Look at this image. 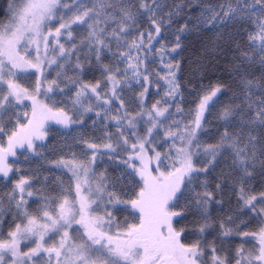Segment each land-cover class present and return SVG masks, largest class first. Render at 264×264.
<instances>
[{"label":"snow or ice","instance_id":"obj_1","mask_svg":"<svg viewBox=\"0 0 264 264\" xmlns=\"http://www.w3.org/2000/svg\"><path fill=\"white\" fill-rule=\"evenodd\" d=\"M156 6L157 0H152V6L146 2L140 4V9H145L150 16L152 29L147 33L140 32L137 37L131 31L137 16L133 14L129 0H10L8 23H0V137H7L6 147L0 140V175L5 178L9 176L12 167L8 164V157L15 156L17 148L33 150L34 141L44 139L47 135L46 121L53 120L65 126L85 123L83 119L74 120L65 108L56 107L58 103L70 104L71 110L82 116L93 110L91 105L85 107V101L91 102L94 98L96 106L104 111L105 118L111 111L109 106L116 101H119L117 112L124 109L122 115L112 117L117 131L106 133L109 142L103 147L113 155H118V148L127 154L121 160L126 166L125 174L129 177L139 176L142 186L136 199L124 201L114 190H108L103 175L99 181H92L90 177L95 175L92 165L100 149V145L95 143L87 144V148L93 151L86 161L73 159L70 162H56L72 172L75 195L69 188L61 197L45 200L42 206L29 211L25 194L29 197L33 195L32 191L27 190L31 184L28 179L21 178L8 194L9 204L14 201L17 212L12 217L14 226L9 228L6 236L0 232V264H264V192L259 196L246 195L245 188L257 170L264 174V0H235V7L230 2L226 9L221 6L220 11L206 9L214 12V15L205 18L202 21L205 24L230 18L244 19L254 25L255 30L249 33L248 40L256 55L252 57L245 53L243 58L258 63L260 68L258 76L255 71L236 69L240 74L241 102L226 107L220 113L219 118L225 122L224 130L215 144L208 145L201 144L197 130H202L204 112L210 110L209 102L220 92L219 86L200 98L191 124L182 127L178 120L168 124L167 121L174 115L169 112L171 105L168 98L174 99L180 87L175 78V69L179 68V64H168L167 76L162 79L168 85L163 103L169 106L160 107L161 101L158 100L151 108H145L144 97L149 89L144 88V84L151 81L147 69L142 70V64L147 59V52L154 47L151 42L161 35V23L155 18ZM137 13L143 14L139 13V9ZM171 15L169 13V21ZM53 21L58 26H54ZM185 28L186 25L180 31ZM79 29H84L86 36L77 45L73 32ZM64 35L68 36L71 48L66 49L60 43ZM145 37L147 45L144 43ZM176 40L173 52L180 47L179 36ZM41 44L45 56L50 48L57 53L48 60V65L55 64L65 73L66 65L73 67L69 60L76 56L74 68L77 76L66 77L58 70L57 78L65 75L68 83L61 88L57 80H53L43 93L51 101V106L36 98L40 94L41 81H37L34 92L18 82V71L29 67L41 70ZM113 45L115 52L112 51ZM30 46H35L34 59L30 55ZM84 49L87 50L84 60L91 65L94 57L103 78L94 85L82 83L80 79L83 67L78 53ZM21 52L25 54L21 55ZM141 52L145 55L141 56ZM109 54L115 61L114 65L103 63ZM165 54V46L162 45V62ZM121 64L126 67L120 68ZM129 72L132 74L130 79L144 88L139 94L138 106L141 111L135 115L127 110L128 106L117 91L122 82H128L121 78L128 77ZM73 91L74 96L71 95ZM56 92L67 97V100L60 101L48 96V93ZM25 100L32 102L31 117L22 123L20 114L14 109L23 105ZM81 109L83 112H80ZM182 111V108H176L177 113ZM96 115L100 116V112ZM13 116L15 125L9 128ZM23 116L28 117V113L24 112ZM145 116L147 119H144ZM5 117H8L7 123ZM95 123L93 120V125ZM233 127L238 131L232 132L230 129ZM113 136L116 137L114 143ZM161 138L163 144H170L169 150L164 153L156 151L154 147ZM222 157L231 161V171L239 175L241 210L247 209L245 214H251V218L258 219L262 225L257 233H241L240 225H235L236 234L258 241L253 245V250L247 253L243 244L250 240L243 241L233 254L223 246L218 249L214 242L209 244L203 235L195 243L185 244L181 241L184 229L177 230L173 226V218L181 216V213L172 209L178 207L179 201L184 198L185 207L195 203L205 222L199 232L203 234L206 228H211L208 205L214 199L212 194L207 191L197 193L193 200H188L185 194L191 191L190 186L198 179L195 174L207 173ZM168 161L170 163H166ZM161 167L165 170L161 171ZM153 171L157 174L153 175ZM216 187L220 189L221 185L217 184ZM119 204H130L131 209L139 213L138 223H126L123 227L116 223L107 205L115 208ZM100 210H103V215L96 214ZM3 214L0 208V216ZM18 217L20 222H16ZM5 223L0 219V226ZM228 223L234 224L232 217L228 218ZM113 228L117 230L113 231ZM220 228L224 237L233 234V228H226L223 223Z\"/></svg>","mask_w":264,"mask_h":264},{"label":"rangeland","instance_id":"obj_2","mask_svg":"<svg viewBox=\"0 0 264 264\" xmlns=\"http://www.w3.org/2000/svg\"><path fill=\"white\" fill-rule=\"evenodd\" d=\"M132 7L133 14L137 16V11L135 9V5L133 3L130 4ZM157 5L154 10L156 12L155 18L158 23H161V28L164 29V42H160L154 46V48L147 53V59L143 61L142 70L144 68L147 69L149 74V80L151 83H145L144 88H148L149 91L147 95V106H151L156 101H161L160 107H168L169 105H165L163 103L165 97V93L168 91V85L165 79L162 77H166L168 73V69L166 65H176L177 64V52L178 48L175 52L172 49L176 46L177 40L176 37L180 36L184 31H180L181 28L188 29V26L192 24L191 19H189V25L186 23L188 20L182 22L180 19V14L177 9L167 8L163 2H157ZM152 6V3L151 5ZM208 11L202 12L199 17H201V21H203V16ZM169 13H171V19L169 21ZM226 19V18H224ZM131 23V22H129ZM203 23V22H201ZM52 24L54 26H58L56 21H53ZM146 31L144 33H147ZM155 35V32L152 33ZM86 36V31L84 29H79L73 32V38L75 39L77 45L80 44L82 40H84ZM160 36L157 37L156 40L159 39ZM153 40L152 42L156 41ZM69 38L67 35H64L60 39V43L65 45V48H71V44L68 42ZM151 42V43H152ZM145 45L148 44L147 37L144 40ZM165 46L166 54L163 57V62L161 61V46ZM30 55L31 58H35V46H30ZM87 50L79 52L80 63L83 67V72L80 73V79L82 83H93L98 80H102L100 70L95 65L94 57L92 58V64L90 65L84 60V52ZM112 51L115 52V45L112 46ZM24 52H21V55H24ZM41 58L43 63L41 64V70H37L36 68H25L22 71H18V82L29 89L30 92H34L37 81L42 82V87L40 89V94L37 95V100L42 101L44 103H48L51 106V101L46 99L43 93L45 92L48 84L57 80L60 84L61 88H64L68 83V80L65 78V75H62L59 79L57 78V71H61L65 73V70H61L57 68V65H48V60L52 59L57 55V53L53 52L50 48L47 56L44 55L43 44H41ZM141 56H143V52H141ZM45 58V60H44ZM108 60H112L110 54L106 59H104L103 63L105 64ZM62 62V61H60ZM68 63H71L73 67L69 68L66 65V77L75 78L77 76V72L75 71L74 65L76 63V56H72ZM115 64V63H114ZM120 68L126 67L125 64L119 65ZM131 72H129L128 77L121 78L122 80L128 81L127 83L122 82L119 86V89H122L123 98L126 102V106L128 109L133 107L134 104H139V97L137 95L140 94L144 90L139 83L135 80H131ZM175 78L178 82V69H175ZM130 84V87H129ZM109 88L111 85L108 86ZM71 95H75V91L71 93ZM111 93H109V96ZM49 97L53 99H58L60 101L67 100V97L60 96L59 92L56 93H48ZM135 97V99H133ZM215 98L213 97V101L209 102V107L215 102ZM169 104V112L173 113V117L170 118L167 123L172 124L173 120H178L183 127L186 124H191L194 120L197 105L199 104V100L196 99L194 94L190 93L188 95H183L180 92L175 96V98H168ZM31 104L30 100H25L23 105L17 106L14 111L20 114V119L22 123H26L27 119L31 117ZM91 105V102L85 101V107ZM56 107H63L67 111L68 115L71 116L74 120L83 119L85 123L83 125L79 123H70L67 126L63 124H57L53 120H49L45 122V131L47 135L43 140H37V146L34 147L33 150L25 151L23 154L18 155L17 163L10 164L12 167V171L9 173L7 178L0 175V208L3 209V215L0 216V219L6 221L3 226H0V232L6 236L9 228L14 226L12 225V217L17 212L15 208V202L13 201L11 205L9 204L8 194L14 188L15 183L19 181L21 178H25L29 180L31 184V188L27 189L32 191L33 195L31 197L25 194V199L28 201L29 211L34 210L37 206H42L45 200L51 201L54 198L61 197L63 194H66L69 188H71L72 194L75 195V180L72 177V172L68 167L63 165H57V161H73L75 159L77 162L80 160H88L92 156L91 149L87 148L88 143H95L100 145L99 152L96 155V161L92 165L93 171L95 173L94 176H91L92 181H99L101 175H103L105 181L108 184V190H114L117 196L124 201H130L132 199L137 198V194L142 186V182L140 181L139 176H131L129 177L125 174L126 166L121 163L123 158H126L125 153L121 151V149H117L118 155L110 154L109 150L103 147V144L108 143L109 141L106 139V133L111 134L117 131L115 127V120L112 119L114 116L122 115L120 112H117L116 102L110 105L111 111L107 113V118H105V113L98 106H95V110L87 113H83L81 116L80 113L74 112L71 110L70 104L58 103ZM180 107L183 109L182 113H177L176 108ZM27 112L28 117H24L23 113ZM83 112V109L80 110ZM100 112V116H97L96 113ZM133 113V111H131ZM207 109L204 112V118L206 115ZM146 117V116H145ZM147 118V117H146ZM8 117L4 118L5 123H7ZM93 120L96 121L95 125H93ZM204 120V119H203ZM203 120L201 124H204ZM203 122V123H202ZM15 125V117H12V124L8 125V127H12ZM107 125L108 127H105ZM176 131L175 128L172 129ZM215 139V136L211 133H205L203 139L201 141L202 145H208L212 140ZM0 140L3 141L4 144V136L0 137ZM116 137L113 136L112 142L114 143ZM163 144V143H162ZM155 147V145H154ZM170 144L160 145L159 152L164 153L169 150ZM157 151V150H156ZM87 153V155L85 154ZM151 154V153H150ZM170 163V161L166 162ZM203 165H198L201 167ZM153 169L155 168V162L152 165ZM17 169L19 171H17ZM161 171H164V167H161ZM131 172V169L127 170ZM157 173L153 171V175ZM197 180L193 182L190 186L191 191L186 192V197L188 200L192 199L193 193L192 191L197 190ZM113 185L115 186L113 188ZM93 187H95V183H93ZM26 190V191H27ZM197 193H194V197ZM179 195V194H178ZM18 198V195H17ZM186 202L184 198H182L179 203ZM109 210L112 211L113 216L115 217V222L118 223L121 227H123L126 223H138L139 221V213L131 209L130 204H119L113 208L112 205H107ZM175 211V210H174ZM131 213V214H130ZM97 215H103V210H100L96 213ZM16 222H20V218L18 217ZM74 227H78L75 226ZM117 229L113 228V231ZM59 240V237H56ZM250 240L248 243H244V251L247 253L253 250V245L258 244V241L255 239L245 238L241 239L237 243V247L239 248L241 243L245 240ZM27 243H31L28 241ZM35 246V245H32ZM23 250L27 251V248Z\"/></svg>","mask_w":264,"mask_h":264},{"label":"trees","instance_id":"obj_3","mask_svg":"<svg viewBox=\"0 0 264 264\" xmlns=\"http://www.w3.org/2000/svg\"><path fill=\"white\" fill-rule=\"evenodd\" d=\"M9 2L10 0H0V23H8L10 15ZM142 2H146L150 6L152 0H129V4L133 3L135 5L136 11L139 9V13H143L142 15L137 13V22L132 25L131 31L137 37L140 32L151 31L152 29L149 22V14L145 9H140ZM157 2H163L167 8L177 9L181 17L180 19H182L181 21L188 20L187 25L190 24L189 19L192 21V24L188 26V29L184 30L179 39L180 47L177 52V64H179L178 83L180 85V92L183 95L192 93L197 100H200L205 93L210 92L215 86L220 87V92L217 93L215 102L209 107L210 110L206 112L202 130H197L200 142L205 133H211L215 136V139L210 144H215L219 139V135L223 132L225 124L219 118L220 113L226 107L241 102L242 88L240 74L236 69L255 71L257 76L259 75L260 68L258 63H252L243 58L245 53H248L252 57L256 55L253 53L248 40L249 33L255 30L254 25L244 19L237 20L230 18L224 19L223 22L218 20L212 24L201 23L199 15L206 11V9L212 8L220 11L221 6L226 9L230 2L235 7V0H157ZM212 15H214V12L208 11L203 16V19L210 18ZM164 33V29L161 28V35L158 40L152 42L153 46L164 42ZM131 38L129 37V39ZM143 55H145L144 52ZM105 59L107 61V57ZM114 63V60H108L105 65H114ZM95 83L86 84L94 85ZM120 90L119 88L117 89L119 95L123 98ZM147 98L146 95L144 97L146 109L151 108V106H147ZM118 104L119 101H116L117 106ZM133 104L134 106L129 109L127 108V110L129 112L133 111L131 113L135 115L141 109L138 106L139 104H135L134 102ZM96 105L97 102L93 98L91 101L92 111L95 110ZM123 111L124 109H121L120 113L123 114ZM144 119L147 118L144 117ZM144 127H147V125ZM230 130L232 132L238 131L235 127ZM140 134L143 135L142 129H140ZM162 143L163 140L161 138L160 143L154 144L157 151H159ZM4 146H7L6 136H4ZM35 146H37V143L34 141ZM27 150V147L17 148L15 150L16 155L8 157V164L17 163L18 155L23 154ZM230 163V160L222 157L216 166L211 168L207 173L195 174L198 177L196 183L197 190L191 192L193 193L191 200L196 197H194V193L202 194L205 191L211 193L214 198L208 205L211 228H206L203 234L199 232L200 227L205 222L198 213L195 203H189L185 207L186 202H182L175 208V211L180 212L181 216L174 217L173 226L177 230L184 229V232L181 234V241L183 243H195L197 238L203 235L207 238L209 244H213L214 242V245L218 249L223 246L234 254L238 248L237 243L241 239H244L243 236L236 234L235 225H240L239 232L241 233H257L262 226L258 222V219L251 218V214H245L248 211L247 209L241 210L242 201L238 199V192L241 186L239 175L231 171L229 167ZM217 184L221 185L220 189H217ZM245 188L246 195L259 196L261 192H264V174L257 170L245 185ZM216 201H219V203H216ZM229 217H232L234 224L228 223ZM222 223L226 228H233L232 235L228 237L221 235L222 230L220 225ZM209 232L211 235H208Z\"/></svg>","mask_w":264,"mask_h":264},{"label":"flooded vegetation","instance_id":"obj_4","mask_svg":"<svg viewBox=\"0 0 264 264\" xmlns=\"http://www.w3.org/2000/svg\"><path fill=\"white\" fill-rule=\"evenodd\" d=\"M35 142L37 143V140H36ZM27 151H29V150H27ZM24 152H25V151H24ZM172 210L174 211V210H175V208H173ZM173 219H174V218H173Z\"/></svg>","mask_w":264,"mask_h":264}]
</instances>
